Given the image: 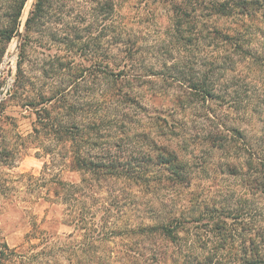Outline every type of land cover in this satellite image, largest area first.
<instances>
[{
	"label": "trees",
	"instance_id": "obj_1",
	"mask_svg": "<svg viewBox=\"0 0 264 264\" xmlns=\"http://www.w3.org/2000/svg\"><path fill=\"white\" fill-rule=\"evenodd\" d=\"M28 2L0 0V119L32 118L22 142L0 124V161L37 149L26 185L74 231L0 234V264H264V0H34L23 25ZM170 88L179 116L205 112L199 128L143 112Z\"/></svg>",
	"mask_w": 264,
	"mask_h": 264
},
{
	"label": "rangeland",
	"instance_id": "obj_2",
	"mask_svg": "<svg viewBox=\"0 0 264 264\" xmlns=\"http://www.w3.org/2000/svg\"><path fill=\"white\" fill-rule=\"evenodd\" d=\"M34 0H29L26 5L23 14V25L30 11L31 5ZM160 29V24L157 23L152 30L146 28L145 31L148 35H156L157 30ZM18 62V48H17V37L12 40L9 45L7 54L5 56L4 63V77H5V88H9L13 82L14 73L17 68ZM157 85L161 81L154 79ZM258 83L255 87L256 102L260 103V114H256L258 119V125L264 123V68L258 72ZM171 94L166 91H162L165 94L157 97L156 100L148 97L143 98V102L147 108L145 112L148 116H157L163 118H170V115H177L178 122L176 125L180 128L184 125L195 126L199 128L204 122L205 112H188L186 115L179 116L178 111H182L172 101L173 88H170ZM7 116L17 118L15 123L17 126L11 125L12 119L2 118L0 124L5 128V135L8 139L22 142L23 137L26 136L31 130V116L26 111H23L19 107L11 106L6 111ZM235 117V116H234ZM1 118V117H0ZM191 122L186 124V121ZM261 121V122H260ZM3 131H0V133ZM21 152L17 156L16 161H11L12 157H6L8 161H0V234L4 235L10 245H19L25 236V233L31 228L33 222H37L43 228L49 231H56L63 238H69V235L74 231L73 226L63 223V210L62 206H51L47 201L37 198L27 187L29 178L27 174L40 175L41 170L45 161V157L37 154V149H28L27 151ZM12 155V154H11ZM8 162V163H7ZM10 162V163H9ZM11 164V165H10ZM59 165L56 172H63L62 175L66 180L78 181L80 174L77 172H70ZM26 174V175H23ZM138 212L130 211L126 217L127 219L132 218V221L137 219ZM134 218V219H133ZM126 232L125 229H120L116 233L109 237V242L113 247L117 244L122 243V235ZM69 240V239H68Z\"/></svg>",
	"mask_w": 264,
	"mask_h": 264
},
{
	"label": "water",
	"instance_id": "obj_3",
	"mask_svg": "<svg viewBox=\"0 0 264 264\" xmlns=\"http://www.w3.org/2000/svg\"><path fill=\"white\" fill-rule=\"evenodd\" d=\"M21 32H22V30H21ZM20 32V33H21ZM20 38H21V34L17 37V48L19 47V45H20Z\"/></svg>",
	"mask_w": 264,
	"mask_h": 264
}]
</instances>
